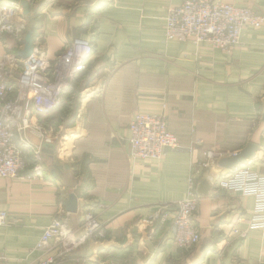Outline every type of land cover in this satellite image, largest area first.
I'll return each instance as SVG.
<instances>
[{
	"label": "crops",
	"instance_id": "crops-1",
	"mask_svg": "<svg viewBox=\"0 0 264 264\" xmlns=\"http://www.w3.org/2000/svg\"><path fill=\"white\" fill-rule=\"evenodd\" d=\"M26 1L27 25L42 33L50 56L73 37L88 39L94 51L61 104L75 108L72 118H41L55 147L51 156L43 152L40 177L0 178L5 264L41 257V231L68 213L69 193L77 195L78 208L90 203L105 237L88 239L51 264H264V230L247 224L253 197L207 179L224 170L219 159L247 143L257 150L246 164L264 171V24L244 29L240 43L224 52L206 42L165 40L167 10L181 0ZM219 1L264 14V0ZM21 49L0 38V60ZM137 113L163 114L180 148L165 149L158 159L133 157L128 125ZM190 176L200 240L180 248L168 205L186 197Z\"/></svg>",
	"mask_w": 264,
	"mask_h": 264
},
{
	"label": "built area",
	"instance_id": "built-area-1",
	"mask_svg": "<svg viewBox=\"0 0 264 264\" xmlns=\"http://www.w3.org/2000/svg\"><path fill=\"white\" fill-rule=\"evenodd\" d=\"M262 24L264 14L250 7L219 0H181L167 10L164 38L166 41H192L196 44L206 42L229 52L240 43L244 29L258 28ZM26 31L27 22L22 7L1 1L0 38L9 37L23 48ZM42 36L41 32L33 34V52L26 58L6 51L0 60V178L40 177L42 143H51L46 140L41 118L61 106L70 85L94 51L88 39L73 37L50 56ZM128 128L133 157L145 161L158 159L165 149L175 150L181 146L178 137L168 128L163 114L137 113ZM29 134L39 136V143H34ZM207 157L213 158L212 151H208ZM260 161L264 168V148ZM207 179L217 189L252 196L253 209L247 220L248 227L264 230V171H255L247 163L233 170L224 169ZM168 206L175 244L180 248L197 244L200 229L197 223L198 195L193 176L188 180L186 197ZM7 221V214L0 210V225ZM104 237L103 224L90 203H85L74 214L62 212L55 215L42 229L36 243V249L42 255L32 264H51L75 251L84 241ZM221 243L223 245L226 241ZM0 264H5L1 254Z\"/></svg>",
	"mask_w": 264,
	"mask_h": 264
},
{
	"label": "water",
	"instance_id": "water-1",
	"mask_svg": "<svg viewBox=\"0 0 264 264\" xmlns=\"http://www.w3.org/2000/svg\"><path fill=\"white\" fill-rule=\"evenodd\" d=\"M3 2H12L19 4L22 7L23 15H28L30 6L29 2L26 0H1ZM33 52V32L31 29H28L24 35V44L23 48L18 52L20 58H26ZM42 150L45 153H48L50 156L54 154V144L49 142L42 143ZM257 150V145L253 143H247V145L240 151L235 152L232 156H226L218 161V165L223 169L233 170L241 164H246V162L252 159ZM205 186V189L202 191L207 194L210 184L207 180L203 181L201 187ZM66 211L68 213H76L78 210V197L75 193H69L66 201Z\"/></svg>",
	"mask_w": 264,
	"mask_h": 264
},
{
	"label": "rangeland",
	"instance_id": "rangeland-1",
	"mask_svg": "<svg viewBox=\"0 0 264 264\" xmlns=\"http://www.w3.org/2000/svg\"><path fill=\"white\" fill-rule=\"evenodd\" d=\"M76 99L74 100V103H73V105H72V107H74L75 105H76ZM74 110H75V108L74 109H66L65 110V107H62V106H60V107H57V108H55L53 111H51L49 114H47V115H45V116H47V117H49L48 115H50V117H52V115H57V117L60 119V118H64V123L67 121V120H69V119H71L72 118V115H73V112H74ZM54 113V114H53ZM45 116H42V119L43 118H45ZM44 126V125H43ZM44 128H45V132H46V134H47V137H46V140H49V141H51V143L53 142V140H54V135L53 134H51V133H49V129H47L46 128V126H44ZM32 135H34V137L37 139V140H39L40 138H39V136H37L36 134H32ZM34 143H37V141H33ZM42 162H43V160H42ZM43 164H44V162H43ZM43 164H42V167H43Z\"/></svg>",
	"mask_w": 264,
	"mask_h": 264
},
{
	"label": "trees",
	"instance_id": "trees-1",
	"mask_svg": "<svg viewBox=\"0 0 264 264\" xmlns=\"http://www.w3.org/2000/svg\"><path fill=\"white\" fill-rule=\"evenodd\" d=\"M27 28H28V29H31L32 32H33V34H34V29H33L29 24L27 25Z\"/></svg>",
	"mask_w": 264,
	"mask_h": 264
}]
</instances>
